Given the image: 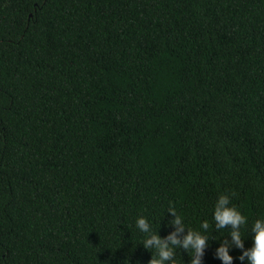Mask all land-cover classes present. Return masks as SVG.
Segmentation results:
<instances>
[{
	"label": "trees",
	"instance_id": "16d2710c",
	"mask_svg": "<svg viewBox=\"0 0 264 264\" xmlns=\"http://www.w3.org/2000/svg\"><path fill=\"white\" fill-rule=\"evenodd\" d=\"M220 194L264 215V0H0V264H148L169 206L221 264Z\"/></svg>",
	"mask_w": 264,
	"mask_h": 264
},
{
	"label": "clouds",
	"instance_id": "9594fccd",
	"mask_svg": "<svg viewBox=\"0 0 264 264\" xmlns=\"http://www.w3.org/2000/svg\"><path fill=\"white\" fill-rule=\"evenodd\" d=\"M165 212L172 217L166 226L174 228L165 237L158 234L159 226L153 230L152 222L147 217L141 215L135 219V227L142 234L139 245L151 253L148 264H181L177 258L178 249L187 253L189 264H202L204 250L209 247V221L204 219L198 228H192L175 207L169 206L161 218ZM212 221L215 229H228L229 239L221 241L215 249V256L221 264H232L233 257L229 254L232 248L240 250L236 259L241 264H264V215L258 216L249 225V218L231 204L230 195L220 194L214 204ZM242 228L247 229V237L249 234L251 236L252 243L248 248H245L246 237L242 234Z\"/></svg>",
	"mask_w": 264,
	"mask_h": 264
}]
</instances>
